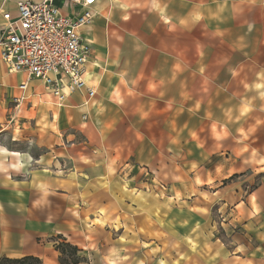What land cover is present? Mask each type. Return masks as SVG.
Returning <instances> with one entry per match:
<instances>
[{"label":"crops","instance_id":"0c3cea01","mask_svg":"<svg viewBox=\"0 0 264 264\" xmlns=\"http://www.w3.org/2000/svg\"><path fill=\"white\" fill-rule=\"evenodd\" d=\"M38 1L0 0V37L3 13ZM92 12L80 35L93 98L60 103L0 59V135L13 147L0 146V258L59 264L64 241L79 264H148L152 198L176 197L147 176L207 174L217 149L264 132V0H96Z\"/></svg>","mask_w":264,"mask_h":264},{"label":"rangeland","instance_id":"374dc122","mask_svg":"<svg viewBox=\"0 0 264 264\" xmlns=\"http://www.w3.org/2000/svg\"><path fill=\"white\" fill-rule=\"evenodd\" d=\"M258 133L241 139L239 147L217 149L216 168L207 174L201 166L184 173L173 170L174 176L164 169L157 179L152 173L153 180L147 176L148 184L168 185L176 197H151L158 225L151 234L148 264H264V149H258L264 132ZM5 145L13 148L2 134L0 146Z\"/></svg>","mask_w":264,"mask_h":264},{"label":"built area","instance_id":"2783aa9c","mask_svg":"<svg viewBox=\"0 0 264 264\" xmlns=\"http://www.w3.org/2000/svg\"><path fill=\"white\" fill-rule=\"evenodd\" d=\"M54 1L19 2L14 12L3 13L0 59L8 73L42 82L60 103L77 91L91 99L95 92L85 79L91 48L80 30L91 23L96 0H62L67 8H79L74 16L63 14ZM26 88L25 83L18 86L19 91ZM19 100L14 98L16 104Z\"/></svg>","mask_w":264,"mask_h":264},{"label":"trees","instance_id":"16d2710c","mask_svg":"<svg viewBox=\"0 0 264 264\" xmlns=\"http://www.w3.org/2000/svg\"><path fill=\"white\" fill-rule=\"evenodd\" d=\"M54 249L59 254V264H79L83 261V258L79 256V250L64 241L54 243ZM0 264H42V262L32 256L21 258L2 257L0 258Z\"/></svg>","mask_w":264,"mask_h":264},{"label":"snow or ice","instance_id":"6c2138e0","mask_svg":"<svg viewBox=\"0 0 264 264\" xmlns=\"http://www.w3.org/2000/svg\"><path fill=\"white\" fill-rule=\"evenodd\" d=\"M89 2H91V0H89Z\"/></svg>","mask_w":264,"mask_h":264}]
</instances>
